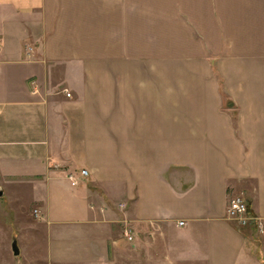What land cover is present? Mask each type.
<instances>
[{
  "label": "crops",
  "instance_id": "obj_1",
  "mask_svg": "<svg viewBox=\"0 0 264 264\" xmlns=\"http://www.w3.org/2000/svg\"><path fill=\"white\" fill-rule=\"evenodd\" d=\"M180 6L173 47L171 0H0L1 197L88 226L86 264H264V0ZM246 182L255 252L227 216Z\"/></svg>",
  "mask_w": 264,
  "mask_h": 264
},
{
  "label": "rangeland",
  "instance_id": "obj_2",
  "mask_svg": "<svg viewBox=\"0 0 264 264\" xmlns=\"http://www.w3.org/2000/svg\"><path fill=\"white\" fill-rule=\"evenodd\" d=\"M157 4L159 1L156 0ZM186 1V0H185ZM172 7V44L173 47L184 41V32L180 30V24L174 21L175 14L181 13L180 0H171ZM159 7L157 6V10ZM158 25V23H157ZM194 27V24H189ZM192 36L195 37V31L192 30ZM162 33H156V44H162L164 39L160 37ZM29 184H13V192L8 199L0 197V264H86L84 261V242L95 232L90 231L86 225L75 224H50L47 220L39 219L35 213L39 209L36 199H32L31 193L25 187ZM64 186L66 183L63 184ZM238 187L229 195L230 199L235 196H241L247 203L249 192L254 184L246 182ZM116 214L112 217L115 219L113 224V238L123 242L133 243L139 237V231L136 228L132 215L129 211V203L112 204ZM251 216V214H250ZM237 226L241 227L249 239L250 246L255 252L259 250L262 242L261 234L255 220L251 219L252 226L241 224L237 220H232ZM255 224V225H254ZM251 228H250V227ZM130 228L134 235V241L129 242L124 237V231ZM96 232V236L99 237ZM16 240L20 248V254L15 255L12 248L13 241ZM53 241L52 248L50 247ZM57 241V244H54ZM57 245V246H56ZM55 257V258H54ZM57 257V258H56ZM59 258V260H58ZM63 258V260H62ZM76 258L75 262L71 259ZM71 261H70V260ZM26 261V262H25ZM25 262V263H24Z\"/></svg>",
  "mask_w": 264,
  "mask_h": 264
},
{
  "label": "built area",
  "instance_id": "obj_3",
  "mask_svg": "<svg viewBox=\"0 0 264 264\" xmlns=\"http://www.w3.org/2000/svg\"><path fill=\"white\" fill-rule=\"evenodd\" d=\"M0 49H1V41H0ZM33 85H34L33 93L38 94L39 89H38L37 85L35 84V82H33ZM63 91L67 94V96H69V97L71 96V93L67 89H64ZM0 112H1V108H0ZM81 175L83 177H86L88 175V170L83 169L81 171ZM69 179L71 180V184L73 186H77L79 184L77 178L74 175H69ZM227 216L229 219L237 220L241 224H247L248 222L251 221V219H254L249 214L248 204L239 195H235L230 199L229 204L227 206ZM256 222H257L258 227H261L262 224L259 223L258 221H256ZM183 223L184 222H181L180 224H183ZM124 237L129 242L134 241V235H133V232L130 228L125 229Z\"/></svg>",
  "mask_w": 264,
  "mask_h": 264
},
{
  "label": "water",
  "instance_id": "obj_4",
  "mask_svg": "<svg viewBox=\"0 0 264 264\" xmlns=\"http://www.w3.org/2000/svg\"><path fill=\"white\" fill-rule=\"evenodd\" d=\"M2 195H3V190H2L1 187H0V197H1ZM12 248H13V252H14V254H15L16 256L20 254V248H19V246H18L16 240L13 241V243H12Z\"/></svg>",
  "mask_w": 264,
  "mask_h": 264
},
{
  "label": "trees",
  "instance_id": "obj_5",
  "mask_svg": "<svg viewBox=\"0 0 264 264\" xmlns=\"http://www.w3.org/2000/svg\"><path fill=\"white\" fill-rule=\"evenodd\" d=\"M247 204H248V203H247ZM248 208H249V206H248ZM249 214H250V210H249ZM253 223H254V222L250 221V222H248V225L252 226ZM255 224L257 225V222H256V221H255ZM255 224H254V225H255ZM250 226H249V227H250ZM250 228H251V227H250Z\"/></svg>",
  "mask_w": 264,
  "mask_h": 264
}]
</instances>
